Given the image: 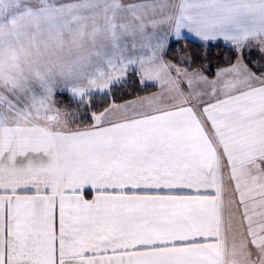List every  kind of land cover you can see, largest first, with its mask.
Wrapping results in <instances>:
<instances>
[{
    "label": "snow or ice",
    "instance_id": "6c2138e0",
    "mask_svg": "<svg viewBox=\"0 0 264 264\" xmlns=\"http://www.w3.org/2000/svg\"><path fill=\"white\" fill-rule=\"evenodd\" d=\"M130 6L167 27L87 77L0 45V264H264V0Z\"/></svg>",
    "mask_w": 264,
    "mask_h": 264
},
{
    "label": "rangeland",
    "instance_id": "374dc122",
    "mask_svg": "<svg viewBox=\"0 0 264 264\" xmlns=\"http://www.w3.org/2000/svg\"><path fill=\"white\" fill-rule=\"evenodd\" d=\"M130 4L131 0H0V45L13 46L14 71L30 80L49 69L59 76L61 68L87 77L106 68L99 51L110 52L118 45L126 54L138 55L146 51L149 35L167 27L161 22L166 9L144 11ZM43 39L62 41L63 47L37 52L34 45ZM228 248L230 264H246L239 241Z\"/></svg>",
    "mask_w": 264,
    "mask_h": 264
},
{
    "label": "crops",
    "instance_id": "0c3cea01",
    "mask_svg": "<svg viewBox=\"0 0 264 264\" xmlns=\"http://www.w3.org/2000/svg\"><path fill=\"white\" fill-rule=\"evenodd\" d=\"M128 55H130V53H128ZM218 258L222 261V264H230L229 248H227L226 251H222V253L218 255Z\"/></svg>",
    "mask_w": 264,
    "mask_h": 264
},
{
    "label": "trees",
    "instance_id": "16d2710c",
    "mask_svg": "<svg viewBox=\"0 0 264 264\" xmlns=\"http://www.w3.org/2000/svg\"><path fill=\"white\" fill-rule=\"evenodd\" d=\"M220 51H222V49H215V48L212 49V52H213V72L215 71V65H216V62H217L216 57H217V55L219 54ZM224 58L225 57H220V60L223 61ZM150 91L154 92L155 89H151ZM133 95H135V93H133ZM59 98L60 97H58V99Z\"/></svg>",
    "mask_w": 264,
    "mask_h": 264
}]
</instances>
